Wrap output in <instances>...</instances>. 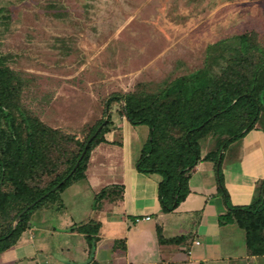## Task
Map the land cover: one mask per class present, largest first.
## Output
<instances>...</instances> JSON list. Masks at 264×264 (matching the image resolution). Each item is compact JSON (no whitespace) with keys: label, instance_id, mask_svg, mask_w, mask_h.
<instances>
[{"label":"rangeland","instance_id":"rangeland-1","mask_svg":"<svg viewBox=\"0 0 264 264\" xmlns=\"http://www.w3.org/2000/svg\"><path fill=\"white\" fill-rule=\"evenodd\" d=\"M241 35L254 50L241 54ZM263 52L264 0H0V69L10 76L2 104L37 187L54 175L41 173L40 162L62 173L94 124L106 119L110 96L120 99L109 108L122 111L128 98L138 109L162 112L185 90L194 100L203 97L202 87L222 80L234 58L244 55L248 74ZM256 75L263 84L264 68ZM259 95L264 107V90ZM231 119L236 130L249 121L243 111ZM214 121L199 141L200 154L232 134L224 119ZM32 123H40L37 131L26 127ZM166 130L162 144L183 135L171 123ZM7 139L0 135V153ZM5 220L0 216V225Z\"/></svg>","mask_w":264,"mask_h":264},{"label":"crops","instance_id":"crops-1","mask_svg":"<svg viewBox=\"0 0 264 264\" xmlns=\"http://www.w3.org/2000/svg\"><path fill=\"white\" fill-rule=\"evenodd\" d=\"M106 115L105 141L90 150L84 176L29 213L15 244L0 251V264H264V254L250 253L237 223L219 222L227 206L217 190L214 158L200 154L188 194L172 211L163 212L158 200L162 176L135 167L149 127L131 124L115 106ZM220 155L230 203L257 201L264 179V126L259 119L221 148ZM102 190L105 194L96 201ZM88 223L89 234L78 230Z\"/></svg>","mask_w":264,"mask_h":264},{"label":"trees","instance_id":"trees-1","mask_svg":"<svg viewBox=\"0 0 264 264\" xmlns=\"http://www.w3.org/2000/svg\"><path fill=\"white\" fill-rule=\"evenodd\" d=\"M245 36L241 35L240 37V49L238 50L241 51V54L255 49L252 45L248 47ZM243 57L244 55L234 58L230 63H235V65L229 66L227 73L222 77L223 79H219V82L212 85L208 91H205L202 87V92H200L204 96L198 97L197 100H194L185 90L184 95L168 102V106L165 105V110L160 112L158 109H138L127 98L122 113L131 124L144 123L149 127L148 138L136 160L135 167L138 172H155L162 176V180L158 185V200L163 212L172 211L188 194L187 183L192 172L191 169L200 160L199 141L210 130V122L212 120L216 122L219 118L225 120L224 123H221L226 126L224 131L232 134L223 139L216 150L209 151L203 158L206 160L214 158L217 190L227 206V212L219 217V222L220 224L237 223L245 231L246 245L250 253L261 255L264 254V234L262 232L264 229V179L261 183V193L257 201L246 206L232 205L223 184L220 169L221 155L218 154L219 150L221 148L225 149L229 142L241 138L249 131L258 120L261 110L264 109L259 95V92L264 90V83L261 84L263 76H258L260 78L259 83L256 75L258 69L264 68V52L258 58V61L253 63L256 71L254 69L250 70L248 74L245 70L246 65L244 71L243 66H241L245 63V61H240ZM9 78L8 71L0 69V96H2L0 97V135L5 134L8 139L13 137L7 139L5 143L6 148H10V157L7 158L5 151L7 149L0 153V216L3 219L6 218L5 225H0V251L6 250L15 244L20 233L25 229L29 213L32 210L53 202L59 191L63 190L73 180L84 176L89 152L96 144L105 141L103 134L107 131L110 122L109 115H106V119H99L94 124L91 132L81 142L78 152L73 159H70L68 167L62 173H55V166L47 167L40 162L41 173L54 175L44 187H37L34 182L36 180L34 175L37 174H34V171L32 172L33 169L29 171L27 169L29 166L25 165L24 159H20L21 145L17 138L13 136V132H15L13 123L9 122L10 115L2 104L3 95L5 96V93L2 95V90ZM190 92L192 95L195 94L192 88H190ZM119 99V95H112L107 98L104 114L108 112L110 102ZM240 111L247 115L249 121L236 130V128L231 127H235L234 119L231 118ZM211 116H215V118L209 120ZM22 119L31 124L28 118L22 117ZM168 123L179 128L183 135L171 137L169 141L162 144L161 141L166 136ZM39 124L32 123L30 127L28 125L26 127L37 131ZM101 124H103L101 129L97 131L98 126ZM229 124L231 126H228ZM7 130L9 134H6ZM34 131H28L26 137L28 145L32 139L34 140L32 136ZM83 151L82 157L78 160ZM30 152L31 148L29 149V155L32 156ZM77 161L78 164L74 168ZM31 175H33L32 178ZM28 179L32 180L30 184L27 182ZM6 184H11L13 189H5ZM57 184H59L57 189L51 191ZM46 192H48L47 195H45ZM104 194L105 191L102 190L96 195L95 200H98ZM32 202H35L34 205L22 213L16 224L12 225V221L15 220L17 215ZM78 230L89 234L92 226L90 223L82 224L78 226ZM86 239L90 242L92 237L87 235Z\"/></svg>","mask_w":264,"mask_h":264},{"label":"water","instance_id":"water-1","mask_svg":"<svg viewBox=\"0 0 264 264\" xmlns=\"http://www.w3.org/2000/svg\"><path fill=\"white\" fill-rule=\"evenodd\" d=\"M104 122H105V121H104ZM102 125H103V124H101V125L98 126L97 131L101 129ZM83 153H84V151L82 152V154H81V156L79 157L78 160H80V158L82 157ZM77 164H78V161L76 162L74 168L77 166ZM58 186H59V184L55 185V186L51 189V191L56 190ZM47 194H48V192L45 193V195H47ZM34 203H35V202H32L31 204H29L27 207H25V208H24V209H23V210L17 215V217H16V222L18 221V219H19V217L21 216V214L24 213L29 207L33 206Z\"/></svg>","mask_w":264,"mask_h":264},{"label":"built area","instance_id":"built-area-1","mask_svg":"<svg viewBox=\"0 0 264 264\" xmlns=\"http://www.w3.org/2000/svg\"><path fill=\"white\" fill-rule=\"evenodd\" d=\"M145 219H150V217L149 216H146V217H144ZM142 219V217H135L134 218V221H140ZM195 243H197L198 244V241H196Z\"/></svg>","mask_w":264,"mask_h":264}]
</instances>
